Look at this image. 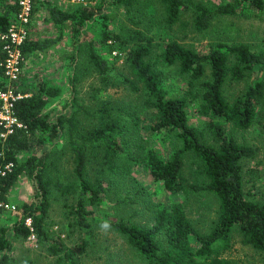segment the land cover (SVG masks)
Instances as JSON below:
<instances>
[{"label":"trees","instance_id":"trees-1","mask_svg":"<svg viewBox=\"0 0 264 264\" xmlns=\"http://www.w3.org/2000/svg\"><path fill=\"white\" fill-rule=\"evenodd\" d=\"M159 1L164 7L163 23L171 29L179 21L185 4L182 0ZM119 2L122 0H117V4ZM35 4L46 12L45 21L60 30L67 22L82 25L93 16L87 8L78 12L62 11L48 0H35L32 14ZM127 4L132 6L129 0ZM239 4L234 0L213 8L194 6L195 30L206 31L214 18L233 15ZM250 4L257 9L264 8L262 0H251ZM17 12V0H0V36L7 32ZM132 22L136 26L140 24ZM104 28L102 44L111 53L116 51L124 55L132 76V79H125L126 88L133 93L142 92V107L154 113L153 130L165 131L180 145L168 158H162L153 149L145 150L134 144L136 153L141 156L134 158L133 152L125 148L133 143L129 142V130L125 129V116L109 102L103 101L101 107L90 111L77 103L75 90H72L73 113L51 117L45 109L49 99L60 94L57 86L41 82L32 91L27 88L17 90L11 109L16 122L10 133L0 126V202L8 203L10 191L23 176L33 182L36 199L17 207V221L13 226L0 224V264H11L13 247L9 233L22 240L33 237L44 243L47 251L58 257L60 264H77L74 254L46 229L50 197L55 190L64 198L72 196L75 203L71 213L75 223L90 232L92 210L88 207L101 204L103 195L111 190L112 184L116 186L119 182L123 160L143 167L171 195L208 194L218 204L216 221L207 234H200L195 229L181 203L152 206L149 208L150 222L144 225L123 219L108 223L143 264H237L222 258L230 248L234 234L240 235L242 244L264 255V203L249 199L243 188L242 164L244 160L254 158L256 150L236 142L227 134L226 128L215 121L228 123L238 131H245L254 124L264 125V77L232 99L225 95L226 84L238 83L256 69H264V46L254 51L242 43L217 42L207 51L198 52L170 40L157 53L154 37L148 31L137 28L123 38L110 32L108 26ZM62 39L61 31L56 37L42 40L28 37L19 47L20 54L27 57L31 53L45 52ZM3 46L0 40V93L8 90L9 83L4 68L7 54L2 50ZM87 60L106 87L109 83L108 62L91 43ZM172 66L177 67L186 82L187 93L197 100L199 112L209 116L207 133L189 124L187 99L167 97L162 88L166 75L161 68ZM79 114L88 120V125L79 119ZM207 136L210 142L206 141ZM60 139L66 141L72 154V178L69 179L57 175L53 178V172L58 173V170L50 152ZM45 146H51V149L44 150ZM23 155L26 156L24 160L21 159ZM187 156L192 157L200 183L187 184L184 176ZM96 159L99 167L94 169L89 163ZM92 171L96 172L93 177L89 176ZM123 202L132 205L138 201ZM190 239L199 247H193Z\"/></svg>","mask_w":264,"mask_h":264},{"label":"rangeland","instance_id":"rangeland-1","mask_svg":"<svg viewBox=\"0 0 264 264\" xmlns=\"http://www.w3.org/2000/svg\"><path fill=\"white\" fill-rule=\"evenodd\" d=\"M48 1L65 12H78L82 8H87L93 12V16L82 25L67 22L60 30L45 21L46 12L39 4H35L27 38L42 40L56 37L61 31L63 39L45 52L21 56L16 79L12 81L8 79L7 91L12 94L26 88L32 91L41 82L57 86L60 94L49 99L45 109L51 117L58 114L70 116L73 113L75 108L71 106L72 90H75L77 103L90 111L101 107L103 101L109 102L125 116L129 142H133L132 146L125 148L127 151L130 149L133 157L138 159L141 156L136 153L137 147L134 144L143 146L145 150L153 149L162 158H168L180 144L165 131L153 130L154 113L142 107V92L133 93L126 88L125 79H132V76L129 74L124 55H119L116 51L111 53L108 47L102 44L105 26H108L110 32L117 33L123 38L137 28L144 32L148 31L154 37L157 53L163 44L170 40L198 52L207 51L211 44L217 42L242 43L254 51H259L264 46V8H255L250 4L251 0H237L240 6L233 15L214 18L204 32H198L194 28V6L213 8L234 0H182L185 8L181 10L179 21L171 29L166 28L163 23L164 7L159 0H129L132 6L127 4L128 0H122L119 4L117 0ZM132 20L140 24L136 26ZM90 43L108 62L109 83L106 87L100 83L99 76L94 73L87 60ZM161 70L166 75L161 86L167 97H185L189 124L207 133L209 116L199 112L198 102L187 93V84L178 73L177 67H162ZM262 77L264 69H256L244 80L226 84L225 95L232 99ZM78 117L88 125V120L83 115L79 114ZM215 121L222 124L227 134L236 142L256 150L254 158L246 159L242 164L243 188L249 199L264 203V125L254 124L245 131H238L228 123ZM206 141L210 142L208 136ZM43 149L50 150L51 146H45ZM50 155L55 158L54 167L58 170V173L53 172L55 173L53 178L55 179L56 175L72 178V154L64 139L57 142ZM25 157L23 155L21 159L24 160ZM97 162L98 159L89 164L95 169L99 167ZM192 162V157L187 156L184 168L187 184L200 183ZM121 166L119 172L122 173L116 186L112 184L111 190L103 195L101 204L88 207L92 210L89 217L90 232H85L86 230L76 225L75 216L71 213L75 203L72 196L64 198L55 190L50 197V208L45 220L46 229L50 236L59 238L74 254L77 264H143L122 237L108 227V223L123 219L144 225L150 222L149 208L152 206L181 203L188 219L200 234H207L210 231L218 212V204L213 196L171 195L164 190L162 183L150 177L143 167L127 160L121 161ZM95 173L92 171L89 176L93 177ZM139 191L141 195L138 196ZM35 194L33 182L25 176L21 177L8 195V204L13 205L15 209L2 212L0 224L13 226L17 221V207L35 200ZM123 201L138 202L130 205ZM8 237L13 247L11 264H60L58 257L51 255L45 244L35 238L22 240L12 233H9ZM190 243L195 248L199 247L193 239H190ZM222 258L237 264H264V255L242 244L238 234H234L230 240V248L222 254Z\"/></svg>","mask_w":264,"mask_h":264},{"label":"built area","instance_id":"built-area-1","mask_svg":"<svg viewBox=\"0 0 264 264\" xmlns=\"http://www.w3.org/2000/svg\"><path fill=\"white\" fill-rule=\"evenodd\" d=\"M34 1L17 0L18 12L15 15V19L11 22L7 32L0 36V40L4 44L2 50L7 54V58L4 60L5 75L10 81L16 79L18 73L19 59L21 57L19 47L27 39ZM16 98L17 96L15 97L10 91L0 93V126L6 128L7 133L11 132V126L16 122L11 112L12 101ZM14 209L13 205L0 202V218L2 212ZM26 222L27 225L30 224L29 220Z\"/></svg>","mask_w":264,"mask_h":264}]
</instances>
